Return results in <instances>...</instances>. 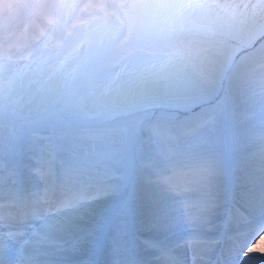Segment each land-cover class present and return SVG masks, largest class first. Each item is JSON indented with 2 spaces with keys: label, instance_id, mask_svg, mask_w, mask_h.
I'll return each mask as SVG.
<instances>
[{
  "label": "snow or ice",
  "instance_id": "obj_1",
  "mask_svg": "<svg viewBox=\"0 0 264 264\" xmlns=\"http://www.w3.org/2000/svg\"><path fill=\"white\" fill-rule=\"evenodd\" d=\"M26 6L0 42V264L102 234L110 264H264V0ZM57 8L87 12L70 47Z\"/></svg>",
  "mask_w": 264,
  "mask_h": 264
},
{
  "label": "rangeland",
  "instance_id": "obj_2",
  "mask_svg": "<svg viewBox=\"0 0 264 264\" xmlns=\"http://www.w3.org/2000/svg\"><path fill=\"white\" fill-rule=\"evenodd\" d=\"M38 2L39 0H7V3L3 4V7H0V26L3 27V29H0V42H2L5 38L10 43L24 42L25 40L23 38H28L30 29H32L34 24L33 22L36 19L37 14L32 17V19H30L25 30L21 29L20 25L25 22L32 13L33 7L26 5H33ZM53 2L84 4L87 3L88 0H53ZM53 14L60 21V24L63 28L66 46L70 47L71 45L75 44L82 36V31L88 27V25L84 23V21L88 19L87 12L81 8H74L71 10V12L64 8H57L53 10ZM72 24V30L66 32L69 26ZM248 248L252 249L253 246L250 245ZM245 251H247V248ZM89 252L90 251L88 249H85L83 251V255H88ZM78 254V251H68L63 255L65 261H73L76 258L75 256ZM105 255L110 256V249L107 247Z\"/></svg>",
  "mask_w": 264,
  "mask_h": 264
},
{
  "label": "bare ground",
  "instance_id": "obj_3",
  "mask_svg": "<svg viewBox=\"0 0 264 264\" xmlns=\"http://www.w3.org/2000/svg\"><path fill=\"white\" fill-rule=\"evenodd\" d=\"M0 29H3L2 26H0ZM82 252L84 249L81 250ZM79 252V251H78ZM250 255H255V256H262L264 255V236L253 246L251 249V252L249 253ZM83 254H78L75 257H82ZM84 256V255H83ZM87 257V256H85Z\"/></svg>",
  "mask_w": 264,
  "mask_h": 264
}]
</instances>
